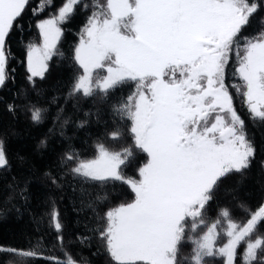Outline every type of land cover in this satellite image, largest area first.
<instances>
[{
	"label": "snow or ice",
	"instance_id": "1",
	"mask_svg": "<svg viewBox=\"0 0 264 264\" xmlns=\"http://www.w3.org/2000/svg\"><path fill=\"white\" fill-rule=\"evenodd\" d=\"M80 3L64 0L54 14L38 21L42 44L29 43L26 48L28 79L33 84L34 78L44 77L48 61L57 54L62 25ZM49 7H56L52 0H36L35 8L31 0H0V87L9 79L11 33L25 27L26 11L40 15ZM92 7L74 49L82 73L74 78L65 99L82 94L107 100L134 82L135 90L112 106L114 113L131 121L134 144L115 151L97 142L94 158L84 159L69 150L62 162L73 165L70 172L82 184L103 188L121 182L131 188L134 198L99 215L96 206L107 202L109 193L93 197L81 187V210H92L96 217L91 226L85 224L86 233L104 241L115 264H207L205 258L213 256L235 264L241 244L246 245L244 264H252L258 251L264 252V235H255L264 227V203L255 211L248 209L243 223L233 219L228 206L218 205L214 219L209 210L224 181L243 175L256 154L231 89L253 120L264 123V19L255 34L244 35L264 12V0H94ZM233 56L239 84L227 82ZM8 110L15 112L16 105ZM45 111L31 105V120L41 122ZM109 136L117 140L120 132ZM133 147L148 157L138 179L124 174ZM8 163L0 138V168ZM51 182L56 184L57 178L51 177ZM49 220L63 248L64 225L55 201ZM225 237L226 243L217 247ZM77 239L85 243L89 236ZM185 241L193 245L190 256L182 254ZM0 254L22 262L44 258L49 264H76L68 253L66 260L43 257L38 247L0 245Z\"/></svg>",
	"mask_w": 264,
	"mask_h": 264
},
{
	"label": "trees",
	"instance_id": "2",
	"mask_svg": "<svg viewBox=\"0 0 264 264\" xmlns=\"http://www.w3.org/2000/svg\"><path fill=\"white\" fill-rule=\"evenodd\" d=\"M63 2L52 0L56 7H49L40 15L26 11L25 27L19 32L13 31L8 40L9 79L0 88V138L5 141L9 161L7 166L0 168V245L23 249L38 247L43 251V257L55 256L61 260H66L65 253H68L76 264H115L104 241L98 235L86 233L85 224L91 226L96 217L92 210H81L79 192L81 187L91 192L93 197L108 192L109 200L96 206L97 214L103 215L107 210L131 201L134 198L131 188L121 182L103 188L99 184H82L80 178L70 172L73 165L63 163L62 159L69 150H75L84 159L94 158L97 142H103L115 151L133 146L129 131L131 121L114 113L112 106L121 98L126 99L135 90V83L129 81L107 100L98 95L84 97L82 94L65 99L74 78L82 73L74 61V49L91 15L94 0H81L71 19L62 25L63 34L57 45V54L49 60L44 77L34 78V84L29 81L27 45L41 42L42 37L36 27L38 21L54 14ZM35 7L36 0H31V8ZM262 19L264 12L253 19L244 35L255 34ZM235 67L233 56L227 70L229 84L241 83L234 75ZM231 91L236 108L245 121L246 131L256 147V154L251 167L243 175L235 174L224 181L209 215L214 219L218 205L228 206L233 219L243 223L248 219V209L255 211L264 203V123L253 120L242 98L235 95L234 89ZM53 98H56L55 102ZM33 104L46 109L39 123L31 120ZM9 105H16L17 110L10 112ZM117 130L120 138L111 139L109 134ZM147 159L146 153L133 147V155L124 166V174L138 179V170ZM51 177L57 178L56 184L51 182ZM53 201L64 225L63 248L57 243V233L49 220ZM82 234L89 236L85 243L77 239ZM255 235H264V227ZM223 243H226V237L217 242V247ZM192 247L190 241L183 242L182 254L190 256ZM245 247V244L238 247L235 264H244ZM205 259L207 264H224V258L220 256ZM0 264H49V261L37 258L22 262L15 256L0 254ZM252 264H264V252L258 251Z\"/></svg>",
	"mask_w": 264,
	"mask_h": 264
},
{
	"label": "rangeland",
	"instance_id": "3",
	"mask_svg": "<svg viewBox=\"0 0 264 264\" xmlns=\"http://www.w3.org/2000/svg\"><path fill=\"white\" fill-rule=\"evenodd\" d=\"M45 19V18H44ZM58 43H59V41H58ZM58 43H57V45H58ZM39 44H42V40H41V42L39 43ZM38 44V45H39ZM79 44V43H78ZM49 62V61H48ZM26 65H27V60H26ZM27 69H28V67H27ZM46 73V72H45ZM30 74V73H29ZM1 88V87H0ZM234 106L236 107V105H235V103H234ZM237 109V108H236ZM237 112H238V110H237ZM238 114H239V112H238ZM240 115V114H239ZM242 118V117H241Z\"/></svg>",
	"mask_w": 264,
	"mask_h": 264
}]
</instances>
